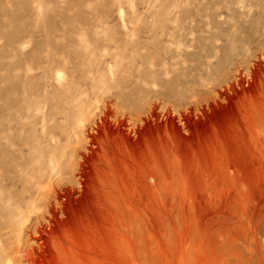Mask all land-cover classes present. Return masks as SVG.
I'll return each mask as SVG.
<instances>
[{"label":"rangeland","instance_id":"rangeland-1","mask_svg":"<svg viewBox=\"0 0 264 264\" xmlns=\"http://www.w3.org/2000/svg\"><path fill=\"white\" fill-rule=\"evenodd\" d=\"M264 0H0V264H264Z\"/></svg>","mask_w":264,"mask_h":264},{"label":"bare ground","instance_id":"bare-ground-1","mask_svg":"<svg viewBox=\"0 0 264 264\" xmlns=\"http://www.w3.org/2000/svg\"><path fill=\"white\" fill-rule=\"evenodd\" d=\"M261 55H263V56H264V53H262Z\"/></svg>","mask_w":264,"mask_h":264}]
</instances>
